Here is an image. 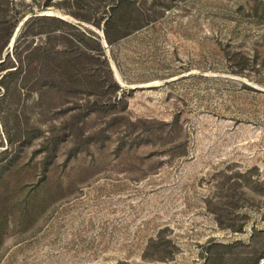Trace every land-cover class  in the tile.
Listing matches in <instances>:
<instances>
[{"label":"rangeland","instance_id":"1","mask_svg":"<svg viewBox=\"0 0 264 264\" xmlns=\"http://www.w3.org/2000/svg\"><path fill=\"white\" fill-rule=\"evenodd\" d=\"M119 1L0 0V264H264V0Z\"/></svg>","mask_w":264,"mask_h":264},{"label":"trees","instance_id":"2","mask_svg":"<svg viewBox=\"0 0 264 264\" xmlns=\"http://www.w3.org/2000/svg\"><path fill=\"white\" fill-rule=\"evenodd\" d=\"M123 4H124V6L126 4V7L124 9H128V10H131V11L138 10L140 8L132 0H120L116 4V7H112V14H110L109 18L106 20L105 29H104L105 38H106L107 42L110 43V44L112 42H114L116 39H114L110 35V32H109V27L110 26L109 25H111V23H115L117 21V11L119 10V8L121 6L123 7ZM32 17H39V18H36V19H56L52 15H41V16L37 15V16H32ZM80 18L84 19L83 17H80ZM27 22H28V20L26 21V23ZM15 25L16 24L13 25V27L10 30V32L8 33V36L6 37L4 43L0 47V58L2 56L3 48L7 45L10 37L12 36V34H13L14 30H15ZM41 33H42V31H39V32L35 33L34 35H39ZM122 36H124V35H122ZM94 40H95V44H96L95 47L87 48V49L86 48L82 49V47H81L82 53L85 54V53L89 52L91 55H95L94 53L97 52L98 54L104 55V51H103V48H102V45H101V40L98 37H96ZM80 43H81V41H79L78 44H75L78 49H80ZM51 53L53 54L52 61H57L56 57H57V55L59 53L58 50L54 49L53 51H51ZM15 54L16 55H15L14 58H17L18 53L16 52ZM42 54H44L43 51H42V45H38L37 44L34 47L33 46L28 47L24 57L23 58L19 57L21 65H18L14 70H12V73L24 74V77H26V78L32 77L34 79V81H33V86L31 84V89L35 88L36 85H37V88H38L39 87L38 84L40 83V81H41V79L43 77L42 64L40 62V58L42 57ZM35 56H37V59H36V63L37 64H36V66L33 67V69L27 68L28 63L31 62L32 61L31 59L32 58L34 59ZM38 56H40V58ZM93 58H95V59H93L94 60V65H97V64L100 63V61H103L104 65L107 68V73H108V77H109V81H110V87H111V89H108L106 91V93L109 96L108 100L111 101L113 98H117L118 92L121 90V88H120L119 84L115 81V79L113 78V72L111 70V66H110L108 60L106 58H103V60H101L100 56L97 57V58L95 56H93ZM27 59H28V61H25ZM80 61L75 62L74 65H77L79 67V70L77 69L78 73H81V72L83 73ZM53 63L55 64L56 62H53ZM54 66H58V65H54ZM90 68H91L90 71H89L90 73H92L94 71H97L94 67H90ZM54 73L55 72H53V77L55 76ZM46 85H48L50 88L54 87V82L52 81V83L46 84ZM46 85H44V86H46ZM91 85H92V82L90 83V86ZM37 88L35 90H37L40 93L41 91L39 89H37ZM122 95H124V91H122Z\"/></svg>","mask_w":264,"mask_h":264},{"label":"water","instance_id":"3","mask_svg":"<svg viewBox=\"0 0 264 264\" xmlns=\"http://www.w3.org/2000/svg\"><path fill=\"white\" fill-rule=\"evenodd\" d=\"M48 15H53V14H48ZM101 36H102V40H103L104 45H105V46H108V43H107V40H106V38H105V34H104L103 31H102V33H101ZM14 40H15V35H14V37L12 38L10 45H12V43L14 42ZM115 77H116L117 79L119 78V74H118L117 70H115Z\"/></svg>","mask_w":264,"mask_h":264}]
</instances>
